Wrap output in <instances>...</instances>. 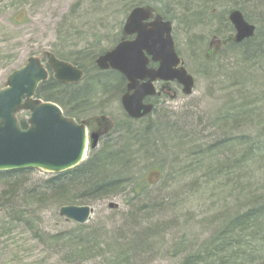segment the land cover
<instances>
[{
	"label": "rangeland",
	"instance_id": "1",
	"mask_svg": "<svg viewBox=\"0 0 264 264\" xmlns=\"http://www.w3.org/2000/svg\"><path fill=\"white\" fill-rule=\"evenodd\" d=\"M132 1L0 0V91L6 87L9 76L24 67L30 58H43L46 53L54 51L63 53L62 48L57 47L60 45L57 30L60 22L70 16L74 5H83L74 19H78L76 21L81 35H87L82 37L83 41L78 38L70 42L71 49L68 52H81L90 45L106 52L118 44L119 41L115 42V38L131 12L125 10ZM210 1L211 10L216 8L220 12L204 23L197 16V13L201 12L199 3L192 0H164L165 3H159L158 0H137V3L148 2L156 12L159 9V15L173 23L177 52L184 60L186 69L196 79V87L191 96L181 93L179 99L170 98L167 106L157 108L154 113L151 122H168L169 127L166 128L172 129L171 132L163 131L166 135L164 138L158 136L163 138V145L159 143V146H156L163 147L161 154H157V149L153 146L149 149V155L138 154L130 171L132 185L120 195L89 205L95 210L89 225L96 226L95 228L106 225L108 230L113 228L114 224L117 225L123 215L131 213L136 216L141 205L150 207L152 211L149 212L156 216L154 224L165 228V237L160 239L162 242L159 244L164 247L161 252L158 251L159 255L150 264H182L189 254L202 246H218L212 241L218 238L217 233L221 228L223 230L228 226L232 217L250 208V203L264 208V159L259 164H251L250 168L235 171L236 173L230 172V168L221 169L220 172L224 174L219 176L218 164L225 167L232 155L223 149L207 151L215 142L227 140L232 133L236 138L242 134L257 135L256 132L261 133L264 129V114L260 120L262 127L256 126L260 121L255 122L254 126L246 125L242 129L236 127L234 131L227 125V128L220 125L223 113L230 111L229 108L235 105L239 106L241 101L250 102V95L255 101H260L258 107L253 110H264V87H254L255 84L251 82V79L258 76L264 78V66L250 65V72L241 73L243 79L239 80V69L235 67L239 59L225 47L226 44H218L217 39L212 40L218 30L224 29L223 20L232 8L245 10L250 18L249 22L259 31L264 24V0ZM92 34H97L98 37L94 38ZM229 36L230 34L226 33L223 37ZM223 37L220 38L225 39ZM215 51L219 54L208 64L205 55H214ZM81 60L79 63L89 69L90 65ZM212 69L213 75H208ZM88 74L95 73L88 71ZM110 76L107 80H114V76ZM99 89V85L94 82L91 84V91ZM240 92L245 95H240ZM122 95L121 91L116 90L99 93L96 99L90 102L89 116L110 117L115 126H118L119 122L126 124L127 118L121 104ZM29 116L28 112H23L18 117L27 120ZM156 132L163 134L158 129L152 133ZM117 133L111 135L117 142L114 143V147H117L114 151L122 148ZM158 137H152V145L153 140L159 139ZM189 152H201L204 156L202 168L194 175L188 171L183 172L186 166L191 167L195 162V158L188 157ZM206 152L208 154H205ZM212 154H217V157L211 156ZM159 168L163 178L156 182L157 177L149 172ZM207 168L212 170V175L208 174ZM35 172L34 179L45 176ZM139 182L144 185V192H141L138 198L132 190L134 183ZM237 183H240V186ZM2 191L3 186L0 184V195ZM130 200H134L133 207L129 205ZM110 203L118 204V207L110 209ZM59 211L60 209L56 213L45 214L44 224L41 225L45 232L57 234L73 228V223L61 218ZM144 215L139 214L142 218ZM262 216L263 222L261 221L262 224L258 228V236L252 231L250 237L243 238L242 246L245 247L246 254L240 257L243 260L240 264H250L248 260L252 252L253 258L264 260V209ZM233 240L237 241V236ZM171 246H187V251L189 248L190 250L188 253L183 251L175 255ZM66 250H63L62 246L60 250L58 246L45 245L24 225L10 223L0 205V264H70L69 251ZM64 256L66 260L63 259ZM70 261L72 264H101L99 261L88 263L83 257Z\"/></svg>",
	"mask_w": 264,
	"mask_h": 264
},
{
	"label": "trees",
	"instance_id": "2",
	"mask_svg": "<svg viewBox=\"0 0 264 264\" xmlns=\"http://www.w3.org/2000/svg\"><path fill=\"white\" fill-rule=\"evenodd\" d=\"M158 1L159 3L164 2V0ZM192 1L199 3L198 8H200L201 12L197 13V16L204 23L216 17L220 12L216 8L211 10L212 1L210 0ZM81 6H83L81 3L74 5L70 16L60 22L57 30L60 45L57 47H61L63 53L54 51L53 54L60 60L69 62L79 69H84L79 60L82 61L81 59H83L84 62L91 66L105 51H100L97 46L90 45L88 49L81 52H68L71 49L70 42L78 38H80L79 41H83L82 37L87 35V33L81 35L82 32H79L80 28L77 24L78 19H76L77 21L74 19ZM135 7L151 8L148 2L137 3V0H135L129 2L125 11L130 12ZM235 9L237 8H232L228 12V16L223 20L224 29L218 30L212 40L224 41L233 38L235 32L228 17L230 12ZM238 10L244 14L247 21L250 20L245 10ZM164 18L166 19V17ZM262 29L264 31V24L259 31L257 28L254 39L242 44L235 43L233 39V41L228 42V50L239 59L235 66L240 72L239 80L243 79L241 73L250 72V65L264 66V32L261 31ZM226 33L227 35L230 34L229 38L223 37ZM117 35L115 42L120 41L121 32ZM91 36L94 38L98 37L97 34H92ZM100 41L98 40V42ZM218 54L219 52H216L210 57L205 55L208 64L211 61L213 62ZM74 58L77 59L75 60ZM211 71L213 69L210 70V73L208 72V75H213ZM109 77H111L109 74L103 76L97 73L91 74L86 81V87L76 92L70 86L57 83L53 75H51L49 80L39 87L36 95L42 101L59 105L63 108L66 116L74 118L76 117L74 110L89 109L90 106L87 105H90V102L94 101L99 93L115 90L118 92L122 91L119 87V79L114 76V80L108 81L107 78ZM93 82L99 85V90L91 91ZM251 82L255 84L254 87H264V78L262 76L251 79ZM241 94L244 93L240 92ZM250 98V102H247V100L241 101L242 103L239 106L235 105L229 108L230 111L223 113L219 121L220 125H223L224 128L228 126L232 131L236 127L237 129H242L246 125H256L255 122L261 120L264 110L262 108L253 110L258 107L260 101H255L251 95ZM125 122L127 130L131 124L127 121ZM20 125L22 129L26 130L28 128L26 120L20 119ZM261 125L262 122L260 121L256 126L258 128L262 127ZM131 127L126 131L123 138L118 139L122 148L114 151L117 147H114V144L111 145V142H109L105 144L103 150L98 153H91L90 158L81 166L66 173L52 176L45 175L38 179H34L33 175L36 172L31 170L0 173V184L3 186V191L0 195V205L7 220L12 224L24 225L37 240L45 245L58 246L60 250L61 246L63 250L67 249L69 251L68 263L70 264H72L70 260H76L80 257L89 261L88 263H92V261L98 263L97 261H99L101 264H150L159 255L158 251L161 252L164 247L159 246V244L162 242L160 239L165 237V228L157 225V223L154 224L156 216L149 212L151 208L148 206L141 205L136 216L131 213L123 215L118 224H114L110 230H108L106 225L95 228L96 226L91 227L89 224L79 225L73 223L71 230L52 234L45 232L44 228L41 227L44 224L43 217L47 212L56 213L63 206H84L99 203L112 196L124 193L132 185L129 174L133 167L132 162L137 159L138 155L135 157L132 151L135 141L131 142V135L135 131L134 127ZM157 129L161 132H171L172 130L160 125L154 127L152 131ZM148 132L151 133V131ZM163 134L165 133L163 132ZM256 134L258 136L254 133L250 136L242 134L236 138L235 136L234 138L228 136L227 140L215 142L208 148V152L209 150L213 151V149L220 151L223 149L224 151H229L232 155L230 160H227L225 167L218 164L217 171L219 176L224 174V172H220L221 169L226 168L229 170L230 168V172L244 171L245 168H250L251 164L255 166L264 159V129H262L261 133L256 132ZM129 142L132 144L130 145ZM136 143V147H138L140 142ZM115 144H117L116 141ZM205 154L208 153L206 152ZM211 156L217 157V154H212ZM203 159L202 163L204 162ZM207 170L208 174L212 175V170L208 168ZM237 184L240 186V183ZM143 190L144 185L142 183H134L132 192L136 194V197L139 198L141 192H144ZM258 200L261 201L260 198ZM132 202L134 200H130V207L134 206ZM258 207V204L253 205L250 203V208L232 217L228 226L224 227L223 230L221 228V231L217 233L218 238L212 241L218 246H202L199 250L189 254L182 264H229L232 261H235L233 264L242 263L243 260L240 257L246 254L245 247L242 246L243 238L246 236L250 237L252 231L257 236L260 233L258 228L263 222L261 219L264 208ZM139 214L145 215L142 218ZM112 222L114 223L115 221ZM235 236L238 238L237 241L233 240ZM235 243H237V246H235ZM187 248V246H171L175 255H179L183 251L186 252ZM107 249L108 251H105ZM248 253L250 254V252ZM253 255L254 253L252 252L248 263L264 264L262 262L264 260H256ZM63 259L66 260L65 256Z\"/></svg>",
	"mask_w": 264,
	"mask_h": 264
},
{
	"label": "water",
	"instance_id": "3",
	"mask_svg": "<svg viewBox=\"0 0 264 264\" xmlns=\"http://www.w3.org/2000/svg\"><path fill=\"white\" fill-rule=\"evenodd\" d=\"M151 19L150 9H133L123 33L126 37L136 36L135 40L121 42L96 61L101 70L117 71L128 81L122 107L134 120L152 114L154 107L144 100L155 95V82H178L185 96H191L196 86L194 77L177 54L173 24L160 15L148 23ZM229 21L235 29V43L255 37L256 26L249 23L240 10H232ZM149 58L159 63L158 70L148 68ZM47 59L57 83L73 85L82 81L83 72L77 67L52 53H47ZM48 79L49 71L41 58L32 57L9 76L6 87L0 91V173L36 170L46 175H60L86 160L89 144L86 127L65 116L57 104L36 98L39 87ZM146 79L148 82L141 84ZM23 112L30 113L26 130L18 120ZM98 139L97 134L92 135L93 148ZM108 207L116 209L118 204L110 203ZM93 213L90 206H64L59 211L61 217L81 225L87 224Z\"/></svg>",
	"mask_w": 264,
	"mask_h": 264
},
{
	"label": "flooded vegetation",
	"instance_id": "4",
	"mask_svg": "<svg viewBox=\"0 0 264 264\" xmlns=\"http://www.w3.org/2000/svg\"><path fill=\"white\" fill-rule=\"evenodd\" d=\"M151 11L153 12L152 13V19L148 23H151L155 19V17L157 15H159V13L154 11L153 9ZM135 38H136V36H127L126 37L123 34V29H122L121 30L120 41L118 42V44H120L123 41H133V40H135ZM227 46H228V44H226L225 47H227ZM107 52L108 51H106L105 53H107ZM100 56H102V55H100ZM209 56H210V54H208V57ZM89 67H90L89 69H85V68L84 69H80L83 72V79L78 84L69 85L73 90H75L77 92V91L82 90V89H84L86 87V84H87L86 81H87V78L89 77L88 71H90L91 73L92 72H93V74L97 73L100 76H103L105 74L116 76L119 79V81H120L119 82L120 83L119 87L122 88V91H121V94H123L122 97L127 94V92H128V81L119 72H116V71H113V70L103 71V70H101L100 68L97 67L96 61H95L94 64H92ZM148 68L150 70H158L159 69V63H154L150 59V63L148 65ZM146 82H148V79H146L145 81H142L141 84L146 83ZM154 88H155V95L148 96L144 100L145 104L152 105L154 107V111H153L152 115L146 116V117H144V118H142L140 120H133V119H130L125 114L126 118H127L126 119L127 122H129L131 124V126L134 127V131L135 132H139L143 128L146 131L147 130L148 131H152L153 128H154L155 123L151 122V119H152L153 116H155L154 113L157 112V108L167 106L168 105V100L170 98L172 100L179 99L180 98V94L182 93V90H183L182 86L180 84H178L177 82H165V81H157V82H155L154 83ZM178 91H180V93ZM122 97H121V99H122ZM87 106H90V105H87ZM88 110L89 109H87V108H86V110H74V112L76 113V117H74V119L79 125L84 126L87 129V132H88V135H89L88 139H89V153L90 154L93 153V152L94 153L95 152L98 153L99 151L103 150L104 147H105V144H108L110 139H111V141H110L111 145H113L115 143V138L111 137V135L113 133L115 135V132H118L117 135H116L117 139L123 138L124 134L127 131L126 130V128H127L126 124H122V123L119 122L118 126H115L114 122L111 120L110 117L103 116V115H100V116L97 115V116H93L92 117V116H89V111ZM93 134H97L98 137H99L98 145L95 148L92 147V135ZM107 140H108V143H106Z\"/></svg>",
	"mask_w": 264,
	"mask_h": 264
},
{
	"label": "bare ground",
	"instance_id": "5",
	"mask_svg": "<svg viewBox=\"0 0 264 264\" xmlns=\"http://www.w3.org/2000/svg\"><path fill=\"white\" fill-rule=\"evenodd\" d=\"M261 31H263V29L261 30ZM264 32V31H263ZM255 38V37H254ZM254 38H252V39H254ZM252 39H250V40H252ZM247 41H249V40H247ZM244 42H246V41H244ZM244 42H242V43H244ZM242 43H237V44H242ZM240 73V72H239ZM239 75V74H238ZM240 76V75H239ZM238 79H239V77H238ZM238 83H240V82H238ZM165 126V127H169V124H168V122H165V124H163V122L161 123H159V121L158 120H156V122H155V125H154V127H156V126ZM144 128L141 130V131H139V132H135L133 135H131V142L132 141H135L134 143V145H133V148H132V151L134 152V154L135 155H138V154H140V155H144L145 153H147V155H149V151L151 150L150 149V147L151 146H153V147H155L156 148V146H159L158 144L159 143H161L162 145H163V143H162V139L166 136V135H164V134H162V133H152L153 131H151V133H149L148 131H146V130H144ZM146 131V132H145ZM232 131V130H231ZM147 134H150V135H147ZM157 134H159V135H157ZM159 136V137H163V138H159V139H156V140H153V145L151 144L152 143V137H154V136ZM136 137V138H135ZM231 137H233L234 138V136H233V133H232V135L230 136V138ZM136 142H140V144H138V147H136ZM130 143V142H129ZM132 143H130V145H131ZM124 147V146H123ZM126 147V146H125ZM163 147H158V148H156L157 149V154H161V152H162V149ZM150 149V150H149ZM143 153V154H142ZM189 158H195L194 159V163H192V166L191 167H188V166H186V170L185 171H183L184 173L185 172H187L188 171V173L189 174H192V175H194V174H197L199 171H200V169L202 168V156H201V152H194V153H191V152H189V156H188ZM135 161V160H134ZM133 161V162H134ZM133 162H132V164H133ZM136 163V162H135ZM134 163V164H135ZM134 164H133V167H134ZM160 169L161 168H159L157 171H150L149 172V174L150 175H156L157 176V179L155 180L156 182L157 181H161L162 180V178H163V176H162V173L160 172ZM159 171V172H158ZM181 177H183L182 176V174H181ZM129 178L130 179H132V174L130 173L129 174ZM179 179H181V178H179Z\"/></svg>",
	"mask_w": 264,
	"mask_h": 264
}]
</instances>
